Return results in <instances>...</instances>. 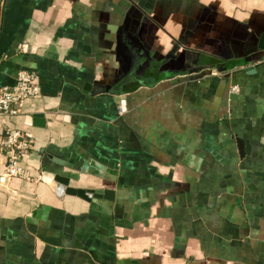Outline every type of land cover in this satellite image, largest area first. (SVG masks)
<instances>
[{"label": "crops", "instance_id": "obj_1", "mask_svg": "<svg viewBox=\"0 0 264 264\" xmlns=\"http://www.w3.org/2000/svg\"><path fill=\"white\" fill-rule=\"evenodd\" d=\"M21 71L0 264H264V0H0V87Z\"/></svg>", "mask_w": 264, "mask_h": 264}, {"label": "built area", "instance_id": "obj_2", "mask_svg": "<svg viewBox=\"0 0 264 264\" xmlns=\"http://www.w3.org/2000/svg\"><path fill=\"white\" fill-rule=\"evenodd\" d=\"M40 97L41 93L36 84V75L29 71H21L13 86L0 87V119L18 115L26 101L37 100ZM121 106L119 105L120 113L123 112ZM33 148L34 141L32 138L20 131L5 128L0 135V151L6 157L3 177L31 181L32 177L21 166L20 161ZM37 180L40 181L41 178Z\"/></svg>", "mask_w": 264, "mask_h": 264}, {"label": "water", "instance_id": "obj_3", "mask_svg": "<svg viewBox=\"0 0 264 264\" xmlns=\"http://www.w3.org/2000/svg\"><path fill=\"white\" fill-rule=\"evenodd\" d=\"M41 117H42L41 115L35 116V118H41ZM35 124L42 126V121L35 122ZM52 182H53L54 192L59 198H62L64 195H66V196L79 198L88 203L90 202L97 203L102 200L104 201L113 200L112 198L113 192L109 190L97 192V191H85L82 189H73L68 187V180L61 176H55Z\"/></svg>", "mask_w": 264, "mask_h": 264}]
</instances>
